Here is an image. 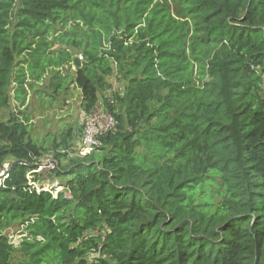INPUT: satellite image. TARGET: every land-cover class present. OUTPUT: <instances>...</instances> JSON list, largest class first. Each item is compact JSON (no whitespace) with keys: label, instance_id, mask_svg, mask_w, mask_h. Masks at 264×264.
Wrapping results in <instances>:
<instances>
[{"label":"trees","instance_id":"trees-1","mask_svg":"<svg viewBox=\"0 0 264 264\" xmlns=\"http://www.w3.org/2000/svg\"><path fill=\"white\" fill-rule=\"evenodd\" d=\"M75 54L115 126L68 156L25 106ZM47 151L56 192L29 183ZM0 264H264V0H0Z\"/></svg>","mask_w":264,"mask_h":264},{"label":"rangeland","instance_id":"rangeland-1","mask_svg":"<svg viewBox=\"0 0 264 264\" xmlns=\"http://www.w3.org/2000/svg\"><path fill=\"white\" fill-rule=\"evenodd\" d=\"M174 8V6H171ZM72 26L70 22L65 28L57 25V31L62 32L64 30H69V27ZM58 44H54L52 49L56 50ZM80 57L79 54H75ZM75 65L73 63L66 64L62 66L59 71L62 75L61 82L64 85L59 93L54 92L53 82L56 81L54 76V68L49 69L45 76L41 79L40 82L34 83V88H28V94L26 96V110L30 117V135L37 141L38 144H41L45 148L50 150V145L53 140H59L67 129L71 126L73 128L74 139L72 140V148L68 156H74V154L79 149V140L82 133V126L80 124V114L82 109L80 107L81 95L80 90L76 85L69 81L70 77L74 76ZM113 88L120 89L121 82L116 78H112ZM102 97L99 99V104L104 107ZM11 106L16 107L15 100L11 98ZM45 156L51 157L58 161L53 153L47 151L42 154L39 159L40 162L44 159ZM66 158H64L61 163H66ZM49 185L56 187L60 186L61 179L56 177L54 174L49 175ZM62 189L61 187L57 190ZM214 190L215 188L212 187ZM214 195V194H213ZM214 198L217 199V196L214 195ZM5 233L8 235L9 239L13 244H18L21 240L20 229L17 227H11L6 230Z\"/></svg>","mask_w":264,"mask_h":264},{"label":"built area","instance_id":"built-area-1","mask_svg":"<svg viewBox=\"0 0 264 264\" xmlns=\"http://www.w3.org/2000/svg\"><path fill=\"white\" fill-rule=\"evenodd\" d=\"M80 124L82 126V133L79 140V149L74 155H84L98 147L100 145V136L113 130L115 119L107 108L97 103L94 108L87 113L82 110L80 114ZM57 166L58 162L55 159L45 156L44 159L39 162L36 169L33 170L39 174V180L31 181L29 177V183L33 184L37 190L59 191L57 189L61 186L57 185L54 187L53 185H49V175H53V171Z\"/></svg>","mask_w":264,"mask_h":264},{"label":"water","instance_id":"water-1","mask_svg":"<svg viewBox=\"0 0 264 264\" xmlns=\"http://www.w3.org/2000/svg\"><path fill=\"white\" fill-rule=\"evenodd\" d=\"M72 63L75 65V66H79L81 64V60H80V57L77 56V55H74L73 56V61Z\"/></svg>","mask_w":264,"mask_h":264}]
</instances>
